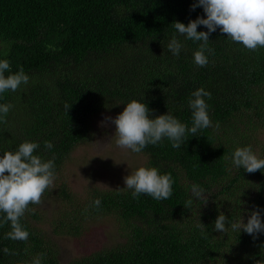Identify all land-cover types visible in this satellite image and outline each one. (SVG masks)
Returning a JSON list of instances; mask_svg holds the SVG:
<instances>
[{
	"label": "trees",
	"instance_id": "1",
	"mask_svg": "<svg viewBox=\"0 0 264 264\" xmlns=\"http://www.w3.org/2000/svg\"><path fill=\"white\" fill-rule=\"evenodd\" d=\"M195 2L0 0V59L9 61L10 72L23 67L29 76L17 91L0 94V104L13 105L0 122V156L22 142H37L34 155L55 157L56 174L87 139L91 116L103 110L118 115L135 99L148 106L151 118L169 112L191 127L192 93H211L204 99L212 127L189 134L181 148L165 138L140 152L144 161L133 171L145 166L171 173L169 199L133 198L125 185L91 186L80 198L66 184L58 186L61 208L50 218L56 235L78 238L87 221L107 217L123 238L67 264H264V233L254 239L230 223L226 233L214 230L221 212L230 222L247 223L259 208L264 220V169L248 173L231 161L237 147L250 145L255 153L252 140L264 129V48L248 50L217 28L209 36L208 63L198 66L194 53L201 42L173 27L175 21L187 25L206 17L201 6L192 10ZM197 31L207 28L199 25ZM173 35L182 44L178 56L167 47ZM65 105H71L68 111ZM44 141L53 147L45 148ZM256 155L264 158V144ZM193 184L205 190L206 204L192 197ZM29 208L35 211L20 221L27 241L6 239L10 222L0 225V264H32L41 254V264H62L56 244L34 224L41 213L36 205ZM198 223L205 225L203 233ZM4 247L15 254L5 255Z\"/></svg>",
	"mask_w": 264,
	"mask_h": 264
},
{
	"label": "clouds",
	"instance_id": "2",
	"mask_svg": "<svg viewBox=\"0 0 264 264\" xmlns=\"http://www.w3.org/2000/svg\"><path fill=\"white\" fill-rule=\"evenodd\" d=\"M201 6L206 17L198 16L190 20L186 25L175 21L173 27L176 32L194 42H201L199 50L194 53V61L198 66L208 63L206 52L211 54L213 50L208 47L209 36L220 29L233 42L243 45L244 48L254 51L264 48V0H196L192 4V10ZM199 25L207 28V31H197ZM174 56H178L182 44L173 35L167 45ZM8 72L9 74H5ZM29 76L23 67L16 72H10V64L7 59H0V94L7 91L15 92L22 84H27ZM193 99L189 100L192 109V125L188 127L171 113L161 114L155 118L150 117L148 106L133 99L126 104L123 111L115 118L105 117L101 126L108 123L115 125V143L120 148L130 149L140 153L147 145H158L165 138L171 141L173 148H181L188 139V135H196L199 130L213 126L204 97L211 98V93L200 88L192 93ZM71 105H65L68 109ZM13 105L0 104V122H6L5 117ZM215 127H219L217 122ZM45 148L53 147L50 141H44ZM39 148L37 142H22L16 151H5L0 156V213L5 214L0 219V225L10 222L11 231L6 239L13 241H27L29 232L21 224V218L30 209L29 205H40L46 191L55 188V157L44 160L39 155H34ZM232 164L236 168H243L248 173H255L264 169V158H259L252 147H237L231 156ZM125 187L132 190L133 198L141 194L152 197L157 201L167 200L173 194V177L171 173L161 174L156 167L141 166L124 178ZM205 190L199 185H191V194L196 200L207 203L208 197ZM193 200L188 199L184 206L190 208ZM101 205L99 198L93 201L97 209ZM230 223L233 231L243 230L255 239L264 233V220L261 210L255 208L248 216L247 223L243 218L230 222L224 213H220L215 222L214 230L220 233L228 231L226 224ZM197 227L204 231L205 225L198 223ZM5 255H14L9 248L4 247ZM43 254L33 259L32 264H41ZM258 264V261H257Z\"/></svg>",
	"mask_w": 264,
	"mask_h": 264
},
{
	"label": "rangeland",
	"instance_id": "3",
	"mask_svg": "<svg viewBox=\"0 0 264 264\" xmlns=\"http://www.w3.org/2000/svg\"><path fill=\"white\" fill-rule=\"evenodd\" d=\"M116 116L109 110H103L90 117L91 128L87 139L78 143L70 152L56 173L55 188L42 199L40 205H36L42 218L34 224L44 230L56 244L62 264L92 251L116 245L123 240L114 228L112 220L107 217L87 221L84 233L78 238L56 235L50 220L61 208L59 198L56 196L58 186L66 184L73 194L84 198L87 188L91 186L108 189L125 185L124 178L143 163L144 157L141 153L137 154L116 145L114 124L101 126L100 122L105 117ZM263 144L264 129L255 135L251 143L257 146L254 149L256 154Z\"/></svg>",
	"mask_w": 264,
	"mask_h": 264
}]
</instances>
